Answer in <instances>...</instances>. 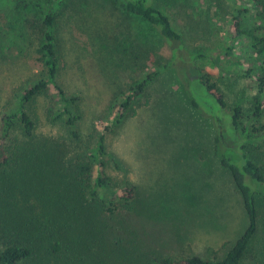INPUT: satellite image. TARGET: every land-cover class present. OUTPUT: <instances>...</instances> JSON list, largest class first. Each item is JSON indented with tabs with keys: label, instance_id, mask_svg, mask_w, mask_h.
<instances>
[{
	"label": "trees",
	"instance_id": "1",
	"mask_svg": "<svg viewBox=\"0 0 264 264\" xmlns=\"http://www.w3.org/2000/svg\"><path fill=\"white\" fill-rule=\"evenodd\" d=\"M214 1L220 11L229 14L231 37L222 46L223 54L213 59L222 63L219 79H229L223 86L226 97L235 99L229 103L219 83L197 66L196 78L190 79L215 103L203 109L189 87L185 93L189 108L211 132L212 156L229 173L247 218L246 228L230 249L212 259L198 255L174 259L152 249L144 251L124 229L125 218L132 214L152 219L159 214L143 206L139 186L126 180L116 199L110 198L119 186L110 171L118 173L122 167L109 150L108 135L116 134L124 121L134 117L142 97L148 102L147 89L156 77L172 69L185 82L194 61L206 57L202 50L187 49L183 32L170 17L181 8L178 5L187 8L193 0H101L111 9L110 16L112 10L118 14L119 29L142 26L157 38L156 46L168 47L170 56L139 79L130 77L117 86L108 105L114 115L89 120V126H85V96L62 82V72L68 67L67 48L58 29L63 16L80 23L79 14L95 2L46 0L37 48L42 70L12 101L0 103V264H264V125L260 122L264 112V0ZM193 22L190 18L187 24L180 23L184 29L190 25L186 30H191ZM132 37L130 32L129 38L122 39L130 40L129 48L116 38L114 45L104 39L101 48L95 46L93 56L98 53V61H104L118 54L120 64L124 59L130 61L122 63L121 69H137V63L133 68L129 63L147 60L149 51L158 47L148 43L140 47L135 42L139 38ZM107 67L103 63L105 74L111 71ZM239 79L257 84L256 93L241 90ZM38 99L44 100L43 115L51 133L38 131L41 117L32 110ZM169 120L176 121L165 115L163 121ZM226 149L234 150V158L223 154Z\"/></svg>",
	"mask_w": 264,
	"mask_h": 264
},
{
	"label": "rangeland",
	"instance_id": "2",
	"mask_svg": "<svg viewBox=\"0 0 264 264\" xmlns=\"http://www.w3.org/2000/svg\"><path fill=\"white\" fill-rule=\"evenodd\" d=\"M90 1L95 5L79 14V19L82 17L80 23L63 16L58 29L67 48L64 56L68 67L62 72V82L65 87L81 91L85 96V126H89V120L114 115L108 105L117 86L123 85L130 77L139 79L142 73L154 70L158 61L170 56L168 47L156 46L157 38L142 26L133 29L121 26L119 29L117 13L112 10L110 16L111 9L105 3ZM46 3V0H0V103L12 101L16 93L36 80L42 70L37 48ZM192 3L187 8L178 5L181 8L170 17L174 27L183 32L187 49L192 52L202 50L212 60L202 57L194 61L187 71L189 80L185 82L172 69L156 77L147 89L148 102L142 97L134 117L124 121L116 134L108 135L109 150L122 167L118 173L110 171L119 183L110 198L116 199L122 180H126L139 186L143 206L162 217L156 215L157 218L146 219L131 214L125 218L124 229L139 247L142 246V250L152 249L174 259L191 255L212 259L225 255L246 228L247 218L229 173L212 156L211 132L203 118L189 108V95L185 93L189 87L203 109L215 103L196 80L190 79L197 76L196 66L202 73L211 75L213 82L219 83L224 91L223 86L229 79H219L222 63L213 58L223 54L222 46L231 37L227 26L229 14L220 11L214 0H193ZM190 18L197 24L193 22L194 28L186 30L190 25L184 29L180 22L187 24ZM130 32L139 38L135 42L140 47L147 43L158 47L149 51L147 60L129 63L131 68L137 63L139 71L121 69L130 61L123 56L125 62L122 60L123 64H120L118 54L104 61H98V53L93 56L95 46L101 48L104 39L114 45L116 38L129 48L130 40L122 39L129 38ZM89 36L93 37L95 45ZM136 43L133 46H137ZM102 62L114 75L104 73ZM73 70L77 78L72 75ZM238 85L241 90L245 88L248 95L257 91V84L253 85L250 79H239ZM224 93L226 97V91ZM262 98L264 101V92ZM225 99L231 103L235 98L228 94ZM37 101L32 110L41 117L38 131L51 133L53 131L46 125L43 115L44 100ZM165 115L176 121H163ZM260 122L264 125V112ZM223 154L234 158L235 152L226 149Z\"/></svg>",
	"mask_w": 264,
	"mask_h": 264
}]
</instances>
